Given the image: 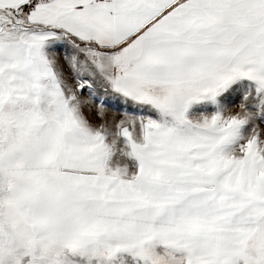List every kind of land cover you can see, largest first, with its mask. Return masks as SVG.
Masks as SVG:
<instances>
[{"label":"snow or ice","instance_id":"1","mask_svg":"<svg viewBox=\"0 0 264 264\" xmlns=\"http://www.w3.org/2000/svg\"><path fill=\"white\" fill-rule=\"evenodd\" d=\"M0 264H264V0H0Z\"/></svg>","mask_w":264,"mask_h":264}]
</instances>
